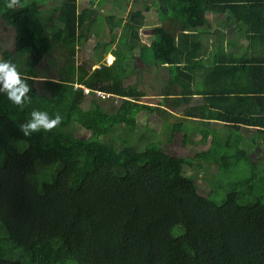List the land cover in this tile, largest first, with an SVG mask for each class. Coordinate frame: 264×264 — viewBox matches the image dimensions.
<instances>
[{
    "label": "trees",
    "instance_id": "obj_1",
    "mask_svg": "<svg viewBox=\"0 0 264 264\" xmlns=\"http://www.w3.org/2000/svg\"><path fill=\"white\" fill-rule=\"evenodd\" d=\"M45 1L14 0L9 7L13 0H0V18L15 35L14 51L4 52V61L16 65L31 89L22 107L0 92V264H264V161L250 154L264 147V116L217 115L237 127H258L246 147L239 132L207 134L213 137L200 159L214 163L217 182L222 171L227 173L226 195L218 203L199 193L184 161L166 153L161 143L141 151L128 145L138 113L176 114L142 103L138 82L125 84L136 47L142 46L141 59L147 53L141 30L146 15L156 11L162 24L153 28L151 46L155 64L166 67L169 77L163 99L174 109L188 108L194 95L207 93L193 82L214 69L207 70L202 59L192 69L182 66L191 61L189 46L202 36V26L211 33L206 14L227 12L239 19L241 10L262 12L264 0H166V5L132 0L142 8L128 17L124 2L130 0H118L120 6L112 0L121 13L105 16L101 6L109 0H89L81 9L79 0H56L43 9ZM100 22L104 28L96 33L93 25ZM121 25L125 40L117 47L111 49L116 41L111 36L93 49L98 62L104 59L101 51L115 57L125 52L127 57L116 58L120 68L115 63L93 70L78 66L75 83L41 79L39 67L55 48H77L89 35L113 34ZM255 69L264 74L263 63ZM86 89L91 96L87 107ZM259 92L237 90L241 96L235 101L259 106L263 95L242 96ZM114 99L120 106L110 113ZM33 111H46L51 118L59 114L62 121L25 137L19 128ZM121 126L127 132L115 135ZM170 127L172 132L183 129L182 124ZM243 163L252 174L240 180L231 173Z\"/></svg>",
    "mask_w": 264,
    "mask_h": 264
},
{
    "label": "rangeland",
    "instance_id": "obj_2",
    "mask_svg": "<svg viewBox=\"0 0 264 264\" xmlns=\"http://www.w3.org/2000/svg\"><path fill=\"white\" fill-rule=\"evenodd\" d=\"M110 4L106 1L104 5L101 6V14L105 16L107 13L114 12L119 15L121 13L117 7L114 6L112 0H109ZM155 1L158 5H166V0H152ZM56 0H48L42 3L43 9H49L52 5H54ZM89 0H79V7L80 9L88 5ZM118 6L122 3V1L116 0ZM126 4L124 17H128L132 12H135L137 9L133 7H137L142 5L140 2H135L130 0V2H124ZM99 4V3H98ZM208 15V14H207ZM206 15V17H207ZM209 18L215 22L217 19V13L210 14ZM158 15L156 11H152L148 14L147 23L145 29H147V34L141 30V42L148 46H143L145 50H147L143 63H137V56L138 53L141 52L142 46H137L136 50L134 51L135 59L131 60L133 69L135 72L133 74L129 73L128 77L125 79L126 85H133L138 82L139 90L144 94L142 98V103L147 105H153L158 107V105L163 104V99L157 97L156 95L163 94V80L166 76L165 69H160V67H156V70L152 72V68L156 66L154 62V53L152 51L150 36L153 35V28L158 26L161 22L158 21ZM162 24V23H161ZM61 28V27H60ZM94 31L96 33L101 32L102 28H104L102 22L95 23L93 25ZM106 28V27H105ZM122 28L123 25L118 27L113 34H102V36L95 35L94 33L89 35L88 39L83 41V45H80L77 48L72 49L68 46H59L53 50L49 57L41 64L39 67V74L42 80L45 79H55V80H66L67 82L75 83L77 82V75L78 66H83L85 70H93L98 68L101 63L108 64L109 55L106 54L104 51H101L104 55V59L98 62V56L96 52L93 53V49L96 46L98 41H106L109 42L111 36H116V41L111 49L120 44V42L124 39L122 35ZM91 27L89 28V30ZM143 29V28H142ZM242 30H245V27H242ZM50 33V31H49ZM50 35V34H49ZM15 35L12 28H6L4 22L0 18V61H4V52L7 51H14L15 45L14 40ZM205 38V36H204ZM131 40V39H130ZM117 44V45H116ZM141 44V43H140ZM127 57L125 52L120 51L119 56L114 58V63L116 62V58ZM105 59L107 61L105 62ZM113 59V58H112ZM127 63V62H126ZM152 65L151 67L147 68V65ZM116 67L120 68V64L115 63ZM64 66V68H62ZM108 66V65H107ZM74 68V69H72ZM136 73V74H134ZM62 76V77H61ZM76 80V81H75ZM169 77L165 79L167 84ZM201 84H203V80L201 79ZM168 86V85H167ZM86 92V91H85ZM87 93V92H86ZM85 107L89 104L91 100L90 94L85 96ZM109 100V99H108ZM119 99H114L108 105V111L114 112L120 106ZM176 117H172L166 114H160L158 112L148 114L146 112L138 113V121L135 131H131L127 133L128 135V145L135 147L137 150H143L146 145H149L153 142L161 143L163 150L166 153L172 154L174 156H178L184 161V169L187 176L192 177L198 185L199 193L205 197H211L216 202H222L225 198L227 189L228 181L225 180L227 173L221 172L220 175L217 177L218 182L216 181V168L211 166L214 163H207L200 159L199 153L205 150L207 147L201 143V137H184L183 133L180 131H171V124L178 125L179 122H172ZM178 118V117H177ZM191 122H185L186 128L191 127ZM128 128L125 126L118 127V134L126 133ZM126 135V134H125ZM108 137H106L107 139ZM192 140V143L190 142ZM197 142L199 144H194ZM121 147V143L118 142V148ZM252 159L256 162L264 161V147L259 149L257 152H251ZM260 168H264V164L260 166ZM250 169L245 167V163L241 164L240 166L234 168L231 174L235 175L240 180H245L246 177L249 178L251 176ZM262 171L260 170L257 174L260 175ZM264 178V177H263ZM211 183H213L214 190H212Z\"/></svg>",
    "mask_w": 264,
    "mask_h": 264
},
{
    "label": "crops",
    "instance_id": "obj_3",
    "mask_svg": "<svg viewBox=\"0 0 264 264\" xmlns=\"http://www.w3.org/2000/svg\"><path fill=\"white\" fill-rule=\"evenodd\" d=\"M215 13H217V19L213 22L209 15ZM207 14L206 20L212 26L211 33L206 34L208 28L206 25L202 26V36L189 46L192 51L191 61L182 63V66L192 69L195 62L202 59L207 65V70L210 67L215 69L208 71L207 75L200 77L199 80L195 77L193 82L201 92L207 93L194 95L188 108L186 105H182L174 109L170 101L163 99L165 88L168 87L165 77L162 81L165 82V85L161 86L163 87V94L156 95L165 101H162L163 104L158 105V107L176 114V119L174 118L175 120L172 122L182 124L183 129L179 131L183 133L184 137H201V143L209 147L213 136L207 135L208 133H217V135L222 136L227 132H239L242 134L241 145L246 147L247 144H250V137L258 127L247 125L237 127L228 119L219 120L217 115H225L230 118L240 117L241 114L257 116L260 113L262 114L260 116H264L263 103L259 102V106H256V104L250 105L235 101V98L241 96V94L235 93L237 90L251 88L260 91L259 94L242 95L249 98L264 96V74L255 69L257 62L264 64V9L262 12L261 10L256 11V9L241 10L239 19L227 12L210 11ZM243 26L245 30H242ZM112 57L114 58V56ZM217 67L218 69H216ZM250 72H254V74ZM183 79L187 80L188 78ZM201 79L203 84H201ZM206 96L209 100H206ZM186 109H188L189 114L186 113ZM186 118L192 124L187 129L185 126ZM205 136H208L209 139L203 142ZM196 144L199 143L196 142ZM258 148L261 149V146ZM254 151L257 152L255 149L252 150V152Z\"/></svg>",
    "mask_w": 264,
    "mask_h": 264
},
{
    "label": "clouds",
    "instance_id": "obj_4",
    "mask_svg": "<svg viewBox=\"0 0 264 264\" xmlns=\"http://www.w3.org/2000/svg\"><path fill=\"white\" fill-rule=\"evenodd\" d=\"M13 3L14 0L12 3H9L8 6L12 7ZM141 6L142 5L133 8H136L137 9L136 11H139L142 8ZM146 16H148V14ZM142 31H144L145 34H147L148 32L147 29H145V27L142 29ZM150 40L152 41L151 36H150ZM111 55L114 56L112 53L109 56ZM137 60L138 61L136 65L139 63L144 64V62L141 61L139 55L137 56ZM106 61L107 59H105V62ZM113 64H114V60L113 62H109L108 60V64H107L108 66H111ZM151 66L152 65L149 64L146 67L149 68ZM156 67L158 66L156 65L154 66V68H152V72L155 71ZM131 70L132 72H135V70L133 69V65ZM30 91H31L30 86L22 78V75L17 70L16 65L8 61H0V92L5 93L8 100L11 103L22 107L26 102H28L31 99V97L28 95ZM86 92L87 95L90 94L88 89H86ZM98 95H100V93ZM61 121H62V117L59 114H57L54 118H51L46 111H33L31 113V118L25 123L21 124L19 130L25 137H28L31 136L33 133L40 132L41 130L44 131L51 130L53 127L59 125Z\"/></svg>",
    "mask_w": 264,
    "mask_h": 264
}]
</instances>
